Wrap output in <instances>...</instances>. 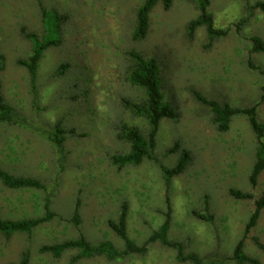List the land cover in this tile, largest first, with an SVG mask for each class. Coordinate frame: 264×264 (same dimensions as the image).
Wrapping results in <instances>:
<instances>
[{"label":"rangeland","instance_id":"1","mask_svg":"<svg viewBox=\"0 0 264 264\" xmlns=\"http://www.w3.org/2000/svg\"><path fill=\"white\" fill-rule=\"evenodd\" d=\"M143 1L0 0L1 94L24 118L21 126L0 122V169L38 179L46 187L9 188L0 181V218L42 216L48 194L55 214L30 233H0V264H16L23 253L28 254L27 264H68L78 249L53 257L40 248L79 235L123 249V240L109 226L123 202L127 236L137 246L169 213L167 238L182 244L185 253L197 255L203 264H237L234 248L254 200L264 191V170L255 186L249 180L256 137L241 114L219 132L193 91L232 107L259 102L257 117L264 125V52L250 51L253 37L264 43V12L253 8L264 0H209L214 26L227 31L213 40L202 25L188 34L189 22L199 13L195 0H173L168 9L156 3L147 35L135 40L136 11ZM43 10L48 13L44 21ZM241 19L244 23L237 26ZM27 33L40 43L60 40L42 52L33 81L17 63L31 54ZM129 51L157 60L164 98L177 117L160 120L154 160L118 167L111 157L130 149L120 137L121 127H137L143 135L148 130L146 119L124 103L144 100L143 90L127 78ZM57 121L65 130L62 157L49 140ZM176 141L188 150L190 161L166 185L159 164H176L179 151H169ZM231 190L252 198H237ZM76 202L78 226L70 221ZM254 238L264 244V210L244 240L243 251L255 262L243 264H264V250ZM72 264L193 263L178 261L174 248L154 241L144 254L112 261L97 255Z\"/></svg>","mask_w":264,"mask_h":264},{"label":"trees","instance_id":"2","mask_svg":"<svg viewBox=\"0 0 264 264\" xmlns=\"http://www.w3.org/2000/svg\"><path fill=\"white\" fill-rule=\"evenodd\" d=\"M172 2L173 0H144L136 11L135 26L132 32L133 39H143L147 35L149 27V15L156 3H161L164 9H168L171 6ZM195 3L199 13L198 16L195 19L191 20L188 24L189 36H192L194 30L201 25L205 27L208 40H213L225 36L227 31L221 28H216L213 24V17L208 10L210 1L195 0ZM253 8L260 9L264 12V2H255ZM47 15L48 13L43 10V21L44 19H46ZM243 23L244 19H241L237 22V26H240ZM26 35L31 39L32 42L31 54L27 59L17 60V63L27 69L30 79L31 81H33L42 52L52 44L57 45L60 40L40 43L37 41L34 35H31L29 33H27ZM251 41V52H264V43L259 38L253 37ZM128 55L131 60V65L128 71L127 78L131 84L143 90L144 100L141 103H134L126 100L124 101V103L132 113L138 116H142L146 119L148 130L146 135H143L137 127L126 125L121 127L120 137L125 139L129 143L130 149L124 154H118L111 157L112 163L118 167H123L127 164L139 165L144 159L154 160L156 135L158 132L160 120L165 118L175 119L177 117L175 108L164 98L162 92L160 70L157 60L154 57H145L141 53L136 51H129ZM1 63L2 56L0 55V69L2 68ZM249 65L253 68H258L257 66H254L251 61H249ZM60 69H62V67ZM193 96L200 104L206 106L209 109L210 113L212 114V121L219 132H225L229 129L231 118L234 115L241 114L247 118L249 126L256 137L255 160L252 165L251 174L249 176L250 183L255 186L257 184L259 175L264 170V144L262 141L264 137V125L258 120L257 117V106L259 102L249 107L240 108L232 107L226 102L206 99L201 93L195 90L193 91ZM262 101H264V93L261 95L260 102ZM23 120L24 118L20 117L19 114L12 108V106L4 101L1 94L0 83V122H7L10 124L21 126V122ZM64 134L65 130L62 128L61 122L57 121L53 126V129L49 136V140L52 142L57 153L61 157L63 156V143L65 139ZM176 150L179 151V157L173 167L167 168L164 165L159 164L166 185L169 184L171 177L182 173L190 161L188 150L181 148L180 144L177 141L169 149V151L172 152ZM0 181L9 188H46L45 185L38 179L14 176L1 169ZM231 194L240 199L252 198V194L242 193L237 190H231ZM48 196L45 197V212L42 216L20 220L0 218V233L5 234L6 236L17 232L30 233L36 226L49 221L55 214L50 210V200ZM254 204L255 207L249 221L245 226L244 235L237 242L233 251V259L237 264L255 262L254 259L248 257L244 253L243 247L245 238L248 236L251 229L256 225L261 211L264 210V191L258 198L254 200ZM127 211V204L123 202L121 204L120 213L117 220L109 222V226L113 229L117 236H119V238L123 240L124 247L121 250L116 249L110 241L103 240L98 243H91L84 236L79 235L76 239L65 240L59 243H54L52 245H43L41 246L40 251L49 252L53 257H59L61 253L66 249H78V254L72 257L68 264H72L79 258H90L97 255H102L107 260L112 261L127 257L133 253L144 254L149 243L158 241L165 246L174 248L176 250V259L178 261H190L193 264H203V262L197 255H194L192 253H185L183 251L182 244H180L179 242L171 241L167 238L169 213H167L164 223L157 230L153 231L150 234L145 243L142 246H137L127 236ZM199 217L205 218L202 215H199ZM70 221L75 226H78L80 223L79 202H76L75 204ZM253 241L259 248L264 250V244L258 242V240L255 238ZM28 258V254L23 253L21 260L16 264H27Z\"/></svg>","mask_w":264,"mask_h":264}]
</instances>
